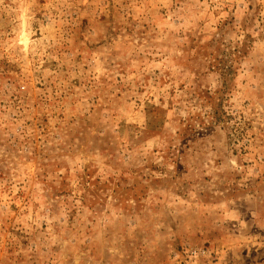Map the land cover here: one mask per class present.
I'll list each match as a JSON object with an SVG mask.
<instances>
[{"label":"rangeland","instance_id":"1","mask_svg":"<svg viewBox=\"0 0 264 264\" xmlns=\"http://www.w3.org/2000/svg\"><path fill=\"white\" fill-rule=\"evenodd\" d=\"M0 264H264V0H0Z\"/></svg>","mask_w":264,"mask_h":264}]
</instances>
